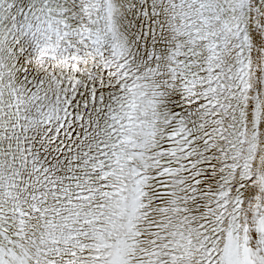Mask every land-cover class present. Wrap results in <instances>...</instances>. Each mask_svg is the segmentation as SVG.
<instances>
[{
  "label": "snow or ice",
  "instance_id": "snow-or-ice-1",
  "mask_svg": "<svg viewBox=\"0 0 264 264\" xmlns=\"http://www.w3.org/2000/svg\"><path fill=\"white\" fill-rule=\"evenodd\" d=\"M0 264H264V0H0Z\"/></svg>",
  "mask_w": 264,
  "mask_h": 264
}]
</instances>
